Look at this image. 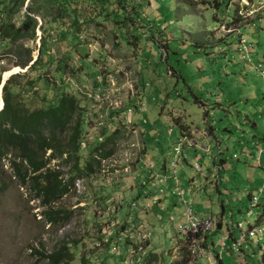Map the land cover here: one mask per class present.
Masks as SVG:
<instances>
[{"label":"rangeland","instance_id":"374dc122","mask_svg":"<svg viewBox=\"0 0 264 264\" xmlns=\"http://www.w3.org/2000/svg\"><path fill=\"white\" fill-rule=\"evenodd\" d=\"M227 2L122 0L127 14L116 0H109L107 18L101 26L89 24L80 29L77 39L82 46L72 54L65 45L70 36L62 42V32L53 33L54 41L40 63L43 71L51 68L48 76L40 80L43 71L32 70L17 79L20 99L30 108L39 107L41 98L51 95L49 79H56V87L76 95L85 110L83 153L99 147L108 158L80 182V188L75 181L68 194L48 208L16 183L6 162L0 174V186L6 184L0 192V264H50L48 257L54 254L60 255L61 264H264V215H260V205L251 208L246 196H258L264 173H259L254 161L251 167L243 162L252 137L264 136V82L257 73L258 66H264V3L243 30V38L253 48L248 62L241 58L239 41L232 36L214 47L222 37L215 26L233 15ZM124 17L135 21L130 34L138 39L137 44L125 30L115 28L113 20ZM36 36L23 42L32 49L31 61L38 55V30ZM62 59L67 66L59 74L55 68ZM16 62L11 51L0 45V71H4L0 82L12 73L24 75L22 68L14 66ZM29 81L32 84L26 86ZM216 101L227 114L212 108ZM245 117L257 129L248 124L242 127ZM176 119L191 129L218 131V149L213 145L207 155L197 152L198 161L188 153L193 162L205 170V166L212 168L211 158L218 151L227 159V169L220 175L225 176L223 185L199 182L201 176L191 168L195 162L186 167L184 179L179 177L184 163L177 166L192 212L198 214L195 206L200 204V212L210 214L212 222L209 231L195 236V257L189 251L190 237L182 233L186 228L183 204L176 209L172 204L150 203L146 209L136 196L147 186L148 166L159 174L160 165L168 167L171 162L168 153L180 130ZM114 134L117 137L111 138ZM61 171L67 173V169ZM191 174L199 189L183 185ZM218 188L221 194L226 192L222 216ZM146 195L148 200L154 196ZM259 203L264 206V193ZM250 209L252 216L247 221L262 230L258 240L246 241L238 252L222 249L225 224L235 227Z\"/></svg>","mask_w":264,"mask_h":264},{"label":"trees","instance_id":"16d2710c","mask_svg":"<svg viewBox=\"0 0 264 264\" xmlns=\"http://www.w3.org/2000/svg\"><path fill=\"white\" fill-rule=\"evenodd\" d=\"M116 1L123 7L122 0ZM108 8L109 0H0V45L5 46L17 59L14 66L22 69L28 66L31 62L32 49L24 47L23 42L33 41L37 37L36 31L40 32L38 55L33 65L24 75L11 76L2 88L0 174L8 162V169L16 183L26 187L45 208L51 207L66 196L75 181H84L94 174L100 161L106 159L108 154L103 153V150L101 154L99 147L83 153L81 142L87 128L85 110L80 106L76 95L68 89L56 87L55 84H58L56 79L47 77L51 81L48 93L51 95H44L40 100V106L33 108L28 107L20 99L21 90L16 81L32 70L43 71L40 63L43 62L44 51L54 41L53 33L62 32L63 36H59L62 42L70 36L65 45L68 46L70 54L72 51L77 52L75 47L82 46L80 39H77L80 29L89 24L101 26L102 20L109 15ZM123 8L128 14L126 7ZM133 22L135 21L132 17L113 20L115 28L125 30L130 39L134 40L133 43L137 44L138 39L130 34L131 27H134ZM124 40L129 41L125 36ZM64 60L58 62L56 73L62 74L66 69L67 65H62ZM49 69L51 68H48V71ZM44 70L46 71L39 74L38 79L42 80L46 78L42 76H48L47 69ZM3 72L0 71V75ZM30 84L32 81L26 86ZM175 122L177 123V119ZM181 128L180 126V130ZM205 130L212 134L211 128ZM110 137L117 136L114 134ZM261 139L264 140V137ZM111 140L105 139V142ZM62 168L67 169L66 174L61 171ZM5 188L6 184L2 182L0 192ZM251 194L247 193V198ZM220 204L219 215L222 216L224 202L220 200ZM259 205L260 215L263 216L264 206L258 203L257 206ZM249 228L254 227L250 225ZM234 231L237 232L233 226L226 228L225 248L228 251H232L231 244L237 237L233 234ZM244 248L245 246L241 249ZM254 252L257 250L254 249ZM48 258L51 260L50 264H61L59 254Z\"/></svg>","mask_w":264,"mask_h":264},{"label":"built area","instance_id":"2783aa9c","mask_svg":"<svg viewBox=\"0 0 264 264\" xmlns=\"http://www.w3.org/2000/svg\"><path fill=\"white\" fill-rule=\"evenodd\" d=\"M239 1V8L241 7H247L248 3L246 0H238ZM247 11L244 12L243 9H240L237 12V15L239 17H244L247 13ZM253 14V12H248V15ZM216 28V27H215ZM217 31L223 34H230L233 32L231 28L229 27V23L226 19H223L222 23L217 27ZM239 44H240V50L239 53L241 54V58L245 61L250 62V55L251 51H253V48L251 44L246 42V40L243 37H239ZM257 73L262 77L264 82V66H258ZM262 99L264 100V88L262 93ZM127 113H130V110H127ZM168 134H172V130L170 129L168 131ZM195 136H201L203 138H209V132L207 130H200L197 127L193 128L188 135H182L179 137L176 145L173 147L172 151L169 152V156L171 159V162L168 165L169 173L167 172H159V174H156L153 172V168L151 166H148V172L146 174H151L149 176L148 184L151 188L155 190V196H153L149 203H146L144 207L147 209L150 206V203L157 205L160 203V196L164 194L166 189V184L171 179L173 181V194L176 195L181 203L184 206L185 210V221H186V228L182 231V233L186 237H190V245H189V251L191 252V255L195 257L196 253V239L195 236H198L199 234H204L206 231H209L212 222L210 220V214L202 213V214H195L192 212L191 209V201L186 199L187 192L184 190L182 185L180 184L178 175H177V166L178 163H180L182 157H183V150L188 148L191 149L196 145V142L193 140V137ZM252 147L255 149V152H253V157H255V163L256 166L261 168L264 173V164H263V158L264 157V140H256L251 143ZM206 152H208V149H205ZM218 155V154H217ZM200 158L197 159V161ZM218 157L214 159V163H217V165L213 166V183L214 185H223L224 179L220 178V175L223 171V166L217 162ZM233 159L237 160V157L234 155ZM196 174H199L198 176H204L206 172L202 171V166L198 164V162H195L191 167ZM80 182H78L77 188H80ZM199 189V188H198ZM264 193V177L261 188L258 190V196H254L251 194L248 198V201L251 205V208L257 207L261 195ZM133 207L136 208V205L133 204ZM252 216V210H247L245 212V219L243 222H237L235 228H236V240L232 242L231 244V250L233 252H238L245 244L246 241H257L259 238V235L261 234L262 230L258 227L255 228H249L250 225L253 226V223H249L247 220ZM230 217V216H229ZM226 238L221 243V248L224 249L226 246ZM221 249V250H222Z\"/></svg>","mask_w":264,"mask_h":264},{"label":"crops","instance_id":"0c3cea01","mask_svg":"<svg viewBox=\"0 0 264 264\" xmlns=\"http://www.w3.org/2000/svg\"><path fill=\"white\" fill-rule=\"evenodd\" d=\"M246 2L248 3V6L247 7H241V8H239V1L238 0H228V2H227V8H228V10H230L231 12H233V15L231 17L226 18V20H227V22L229 24L230 23H237V24L236 25H232L230 27L231 30H233V32L230 33V34H227V37L226 38L223 37L225 35H223L222 33L219 32V34L222 35L223 39H222V37H220L217 40L218 43H215L214 44L215 49H216V47L218 48L217 45L219 43L224 42V41H227L230 36L234 37L236 40H239V37H243V30L248 25H251L252 24V22L254 20V16H256V14L258 13L257 10H260V8H259L260 4H263L264 3L263 0H246ZM217 3H220V2H217ZM240 9H243L244 12L247 11L246 12L247 14L244 16V18H243V16L242 17H239L237 15V12ZM250 11L253 12V14L248 15V12H250ZM222 21H223V19H221V21L218 22V26H215V27H219V25L222 23ZM215 33H217V32H215ZM217 52H218V50H217ZM112 63H114V62H112ZM261 98H262V95H261ZM218 102L219 101H216L212 108L215 109V110H222V111L225 112V114H227L228 111L225 110L226 108L221 103H218ZM199 104L202 107H204L202 103L199 102ZM261 114H264V113H261ZM206 116H207V113L205 112V115H204V117H205L204 119L205 120L203 121L205 124H206ZM244 119H245V122L242 124V127L243 126L245 127L248 124L253 129H257V124L255 122H252L250 120H247V117H245ZM178 125H179V127L181 126L182 128H181V130H179V136L176 137L177 140L182 135H188L190 133V131L192 130L191 128H188V127H185L184 125H182L181 121H180V124L178 123ZM209 128H211V127H209ZM198 129H200V128H198ZM201 129L202 130H205L206 128H204V129L201 128ZM217 135H218V131H215V130L212 129V134L209 133V138H207V139L206 138H203L201 136H195V137H193V140L196 142V145L193 148H191V149L186 148V151L183 152V157H182L181 162H180V163H184V165H183V168L184 169L182 171H179L180 172V176L179 177L181 179H184V176L187 173L186 167H188L190 165L189 163H192L193 162L192 161V156L189 158L188 157L189 156L188 153H193L194 156H195V158H196V157L199 156V154L200 155H207L208 153L212 152L211 149H212L213 145H216V147L218 149L219 143L217 141V139H218V136ZM261 137H264V136H261ZM261 137L260 138L259 137H257V138L252 137V139L250 141V145H251V143L253 141H256L258 139L259 140H262ZM251 146H250V149H248V150L245 151V153H246L245 156H244L245 157V161H243V162H245V166H247V167H251V164L253 163V161L255 162V160L253 159V156H252L253 153H251V152H253ZM205 149H208V152H206ZM224 150H226V149H224ZM197 152H199V154ZM216 156L218 157L217 162L218 163H222V166H223L222 173L224 171H226V169H227V159L222 154V151H218L216 153V155L214 154L213 157L211 158L212 159V168H206V166H205V170H204L203 167H202V171L203 172L205 171L206 174L204 176H201L200 178L198 177L199 178L198 181L201 182L200 180H202V183H204V185H206V184H209L210 185L211 183H212V185H214L213 180H212V177H213V173H214L213 172V166L214 165H217V163H214V159L216 158ZM262 158H263V164H264V157H262ZM161 162H159V164H161ZM257 168H258V170L261 171V172L259 171V173H262V169L259 168V167H257ZM160 171L161 172H167V173H169V169H168L167 166H165V163H163V164L160 165ZM145 176H146V179L145 180H146V183H147L146 185L147 186L145 187V189L139 190L137 192V195H136L137 196V199L142 202L143 207H144V205L146 203H149V201L153 197L151 195H154L155 196V193H154L155 190L153 188H151L150 185L148 184L149 175H145ZM196 179L197 178L194 177L191 174V176H188L187 178H185V181H184V184L183 185L189 186L190 187V190L193 189V188H198V181ZM224 179H225V176H224ZM188 180L192 181V184L191 185H189V183H187ZM143 184H145V183H143ZM166 186L167 187L165 189L164 194L160 196V203L169 204V205L172 204L171 208H175L176 207V209H177L178 205L181 204L180 203L181 201H180V199L176 195L173 194V181L170 179L168 181V183L166 184ZM218 192H219L218 195L220 197V200H222V198L224 197V194H226V192L223 191V194H221V189H219ZM146 194H148L149 197L151 196L149 198V200H148V196ZM191 197L194 200L196 199V196L195 195H193ZM196 204H198V203H196ZM195 208H196L197 212H199V214H202L200 212V211H202L201 210L202 209V206L200 204L196 205ZM227 227L228 226H226V224H225V230H226ZM221 231H222V229H221ZM233 234L235 235L236 233H233Z\"/></svg>","mask_w":264,"mask_h":264},{"label":"water","instance_id":"95a60500","mask_svg":"<svg viewBox=\"0 0 264 264\" xmlns=\"http://www.w3.org/2000/svg\"><path fill=\"white\" fill-rule=\"evenodd\" d=\"M26 6V5H25ZM35 60H36V58L34 59V60H32L29 64H28V66H26L23 70H22V72H26L32 65H33V63L35 62ZM19 69V68H18ZM19 71H21V69H19ZM15 74H17V73H13V74H10L8 77H6V78H3L2 77V79H1V82H0V94H1V92H2V88H3V86H4V84H5V82L7 81V79L8 78H10L11 76H13V75H15ZM2 100V99H1Z\"/></svg>","mask_w":264,"mask_h":264},{"label":"bare ground","instance_id":"6f19581e","mask_svg":"<svg viewBox=\"0 0 264 264\" xmlns=\"http://www.w3.org/2000/svg\"><path fill=\"white\" fill-rule=\"evenodd\" d=\"M12 74H13V73H12ZM5 77H6V76H5ZM1 103H2V102H1ZM1 103H0V110L2 109L1 106L3 107V104L1 105Z\"/></svg>","mask_w":264,"mask_h":264}]
</instances>
